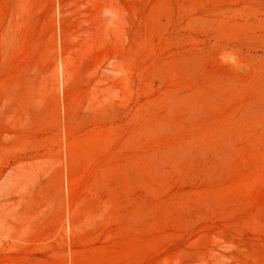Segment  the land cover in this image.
<instances>
[{"label": "rangeland", "instance_id": "1", "mask_svg": "<svg viewBox=\"0 0 264 264\" xmlns=\"http://www.w3.org/2000/svg\"><path fill=\"white\" fill-rule=\"evenodd\" d=\"M0 264H264V0H0Z\"/></svg>", "mask_w": 264, "mask_h": 264}]
</instances>
